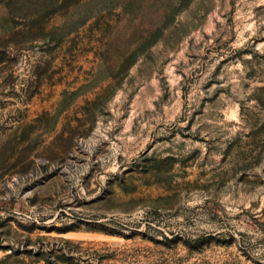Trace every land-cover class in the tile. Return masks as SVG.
<instances>
[{
  "label": "rangeland",
  "instance_id": "1",
  "mask_svg": "<svg viewBox=\"0 0 264 264\" xmlns=\"http://www.w3.org/2000/svg\"><path fill=\"white\" fill-rule=\"evenodd\" d=\"M2 264H264V0H0Z\"/></svg>",
  "mask_w": 264,
  "mask_h": 264
},
{
  "label": "built area",
  "instance_id": "2",
  "mask_svg": "<svg viewBox=\"0 0 264 264\" xmlns=\"http://www.w3.org/2000/svg\"><path fill=\"white\" fill-rule=\"evenodd\" d=\"M2 215L3 213L0 212V224L2 223V220H3ZM16 251H17L16 247H13L11 245L5 246L0 243V264H2L3 258L6 254H13Z\"/></svg>",
  "mask_w": 264,
  "mask_h": 264
}]
</instances>
